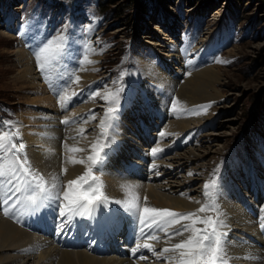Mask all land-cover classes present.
I'll use <instances>...</instances> for the list:
<instances>
[{"label":"rangeland","instance_id":"obj_1","mask_svg":"<svg viewBox=\"0 0 264 264\" xmlns=\"http://www.w3.org/2000/svg\"><path fill=\"white\" fill-rule=\"evenodd\" d=\"M14 18L21 19L20 25ZM154 26L161 32H156ZM21 31H25L24 34ZM61 34L67 39L59 59L41 71L35 53ZM29 37L34 42L28 40ZM20 43H24L25 53L35 67L40 88L32 84L20 86L14 79V69H19L16 49ZM203 67L215 70L218 79L213 83L214 91L209 90V96L202 97L204 100L199 98L198 102L194 100L192 104L180 93L184 91V83ZM83 73L89 78L86 76L82 82ZM119 88H123L119 94L121 107L112 135L117 147L107 150L103 163L96 166L91 162L83 163V168L91 167L92 175L102 182L108 202L110 195L105 191L104 174L117 172L118 177L127 181L130 178L131 182L141 185L163 187L168 182L165 173L179 164L177 171H172L176 179H170L173 183L171 191L176 192L180 189L179 184L186 181L189 185L186 184L179 195L199 203L198 207L204 203L218 208L219 218L223 221L220 231L224 233V245L227 243L225 238H233L232 233H239L236 229L230 230L229 234L225 230V224L233 215L228 209L237 208L241 215L238 220L244 218L246 227L254 229L249 232L258 234L264 249V228L261 227L264 224V0H0V134L18 131L19 136H13L18 146L24 144L23 129L39 137L35 128L43 123H53L50 134H56L58 147L49 150V156L56 162L69 156L64 146L66 141L77 137L78 133L71 132L73 126H84V133L92 132L94 137L84 149L89 157L94 154L92 145L103 144L106 140L101 136L100 122L105 119L106 109L115 107L110 94H115ZM106 96L109 99H105ZM188 102L190 106H187ZM198 106L208 107L202 111ZM37 110L40 112L34 118ZM27 113H33L29 114L30 123ZM6 121L11 123L5 125ZM184 122L186 126L182 128ZM138 144L141 145L137 147ZM153 149L160 151L153 154ZM0 155V163L6 164L8 171L11 153L5 156L0 152ZM25 155L30 167L35 168L34 172L43 176L52 197L57 192L62 195L67 185L62 171L49 178L53 166L46 162V157L44 160L37 154L34 157L29 146H25L20 158ZM36 163L45 169L38 170ZM84 169L79 176L86 171ZM214 178L216 186L209 189V196H205V184H210ZM165 189L170 188L167 185ZM36 194L28 189L12 198L18 201L20 208L15 217L18 216L19 221H22L20 216L30 221L33 213V234L39 238L43 236L56 247L63 243L62 246L69 250L87 249L100 256L97 247L103 248V241L108 237L107 227L116 225L122 230L137 219L124 211L119 222L114 214L119 205L109 202V209L117 221H111L99 211V219L106 226L104 230L98 228L92 218L100 207L108 210L107 202L94 208L91 215L75 217L73 223L61 231L58 227L61 218L54 199L45 201L46 206L40 213L33 212L27 204L26 197ZM140 196V204L138 198L136 201L139 207L147 201L145 194ZM3 197L0 194V201ZM233 201L236 207L231 204ZM216 215V210L209 208L200 216ZM179 219L177 217V222L172 223L169 218L163 225L167 231L159 227L145 228L146 233L152 232L159 239L141 236V225L129 238L123 239V242L129 239L126 248L129 253H125V257L135 264L139 256L143 260L141 264H166V253L161 256L160 252L169 247L165 240L168 234L192 224V220H187L178 225ZM117 223H121L120 227ZM196 227L203 228L204 225L197 224ZM245 234L243 232L241 236L246 239ZM137 243L141 247L133 253ZM144 243L151 245L152 250L143 247ZM33 251L31 263L44 264L42 249ZM230 252L226 251L228 262L237 263L234 259L237 254Z\"/></svg>","mask_w":264,"mask_h":264},{"label":"bare ground","instance_id":"obj_2","mask_svg":"<svg viewBox=\"0 0 264 264\" xmlns=\"http://www.w3.org/2000/svg\"><path fill=\"white\" fill-rule=\"evenodd\" d=\"M153 29L156 32H161V29L158 28L157 26H154ZM4 37H7V36L4 35ZM56 38L57 37H55L54 40ZM29 39L32 40L33 38L32 37L31 38L29 37L28 40ZM24 43L18 44L17 49H16L17 61H18L17 63L19 65V69L17 67L14 69V79L18 82L17 84H19L20 86H25L27 84H28L27 86H30L32 84L33 86H37L38 85L37 87L40 88V86H39V84H40L39 83V78L36 75V72H34V68L35 67L32 66L33 64H32V61L29 59L30 58L29 55L27 53H25V51H27V50L25 49ZM31 44H33V43L31 42ZM194 74L195 75H193L192 78H189L184 83L185 84L184 87H183V90L184 91H182L180 93L185 98V101L188 100L192 104H193V101L194 100H196L198 102L199 101V98L207 97V95L209 96L210 93H211V92L209 93V90H213L214 91L213 83L218 79V73L215 70H213L211 67L210 68H208V67L207 68H204L203 67L202 69H198V70H196L194 72ZM86 76H87V74H84L83 73L82 76H81V78H80V81L82 80V82H83V79L86 78ZM87 77L89 78V75ZM28 80H29V83L26 82ZM162 84H164V83H162ZM35 89H37V88H35ZM189 102H188V105L187 106H190L189 105ZM38 112H40V110H37L36 112H34V114L36 113L34 115V118H37L38 117ZM43 112L44 111H42V113ZM29 114H32L33 115V113H29ZM29 114L27 115L28 116V118H27V122L28 123H30V120L32 119V118L29 117L30 116ZM47 118H48V115H47ZM52 124L50 125V124L43 123L42 125L40 124V127H37V129L35 128V130L38 131L39 137H37L35 134L33 135L32 131L30 132L28 129H27L28 131L25 130V129H23L22 132H21L22 133V136L24 137L23 138V140H24L23 142H24V145L25 146H27V147L29 146L30 147V151L32 152V154H34L33 155L34 157H37V156H35L36 154L38 156H40L39 157L40 160L43 159L44 157H46L45 158L46 159V162L49 163V165L53 166V171L50 172L51 174L49 175V178H52L54 175L55 176L59 175L61 173V171H62L63 177L65 179L64 181L66 183H68L69 181H71V180L75 179L76 177H78L79 174L81 173V171L84 169L83 168V163H76V162H73V161H81L82 160V161H85V162H90L87 159L88 157H86L87 154H86V151L84 149L85 148L87 149V145L88 144L90 145V143L93 142L94 137H92V135H91L92 132L90 134L84 133V126H79V125L78 126H73L71 132L74 133V134L75 133H78V134H76L77 137L75 139H73V140L66 141L65 146H64L65 151H67V153L69 155L68 156L69 158L68 157H64L63 160L60 161V159H58V161L55 162L49 156V154H50L49 150L52 151V149H54V147H58V144H57V141H56L57 138L55 137L56 134L55 135L50 134V127L52 126ZM38 125H39V122H38ZM180 126H181V124H180ZM184 126H186L185 125V122H184V124H182V128H185ZM148 133H149V131H148ZM79 134H81V135L79 136ZM120 134L121 133L117 132V135L118 136H121ZM117 144H118L117 142H114L113 145H112V148H116L117 147ZM140 145L141 144H138L137 147H139ZM70 149H81V151H71ZM176 156H178V155H176ZM169 157H171V156H169ZM133 160H134L133 162H135L134 164H136L135 158ZM131 161H132V159H131ZM157 161H158V159H157ZM155 163L156 162H154V164ZM180 163H181V161H180ZM0 164H2V163H0ZM7 166H8V164H7ZM36 166H37V168L39 166V169L38 170L45 169L44 168L45 166H43L42 164L36 163ZM88 166H90V165H88ZM127 166H129V165H127ZM179 167H180V165L178 164L177 166L174 167L175 169L173 168L172 170H168L165 173L164 178L165 179L168 178V182H167L168 184L165 183V185L163 187L157 186V185L148 186V185H145V183H144V185L143 184L141 185V184L135 183V181L134 182H131L129 180L127 181L126 179H124L122 177H118L119 174H117V172L116 173H113V174H109V173L104 174L106 176V178H105V180H106L105 191L110 195L109 202H111L112 204H114L115 201H121L122 202L121 204H117L116 203L119 206H118V209H116L115 212H114V214L118 218V221L121 222L120 219H122L121 218L122 217V214L125 211L124 210V204H123V202L130 201L132 199V194H134L138 198V203L140 202V198H139V197H141L140 194L143 193V194L146 195L147 201L145 202V204H142L141 205L143 207H141V206L139 207L141 210H142V208H145V207H147V208H153L154 207V208H158V209H168L170 211L177 212V213H185V212L188 213V212H195L197 209L201 208V207H198L199 206V203L194 202V201H189L188 199H186V198H184V197H182L181 195L178 194V192L180 190H182L184 188V186L188 182L185 183L186 182L185 181L184 184H182V185L179 184L178 188H180V189L177 190L176 192L175 191H171L172 190L171 188L173 187V183H170V182H172V181H170V179H174V180L176 179L175 178V174H173L172 171L173 170H176L177 171V169ZM31 169L33 171H35L34 170L35 169L34 167H32ZM55 169H56V171H55ZM46 171L48 172L49 169L47 168ZM171 174H173V175H171ZM133 179H135V178H133ZM164 181H167V180H164ZM157 183H159V182H157ZM162 183H164V182H162ZM167 185L169 186L170 189H165V186H167ZM188 185L189 184H187V186ZM129 189L131 190V194L129 192ZM169 190H170V192H172L171 194H168ZM188 191H189V188H188ZM16 197L17 196L15 194L13 196V198L15 199ZM14 199H12L10 201V205H15L14 208L13 207H9V213H11V214L5 215L4 214V210H3L4 207H5V205L4 204L3 205H0V264H33V263H31V261H32V255L34 254V251L33 250L34 249H36V250L39 249L40 250V248L43 251V252H41L42 253V259L41 260H42V262L44 264H135V263L132 262L133 260H131L128 257H125L126 254L129 253L128 250H126V248L121 249V251H120V252H122L123 255H116V254L100 255L99 254L100 256H98V255L93 254L89 249L88 250L90 252H87V249L86 250L85 249H76V247H75L76 250H69L67 247H63L62 246L63 243H62V245L60 247L59 246L56 247V245H54V244L51 245L50 242H48L47 240H45L43 236L42 237L40 236L41 238H39V235H34L33 234V231H32L33 225H31L30 223L25 224L23 222H18V221L15 220V216L17 214L16 211H18V209H20V208L18 207L19 206L18 205V201L15 200V201H17V202H15ZM136 201H137V199H136ZM109 202H108V210L107 211H105V208H102L104 206L100 207L99 211L102 212V215H107L108 218L111 221H117L116 217L112 214L113 213L112 210L109 209V205H110ZM231 204H233V206L236 207L235 206L236 203L234 201ZM203 205H204V203H203ZM50 210H52V209H50ZM258 210H259V208H258ZM263 210H261V211H263ZM228 212L231 213V214H233V215H231L230 221L228 223L226 222L227 224H225V230L228 231V234H229V231L230 230H235V229L238 230L239 233H232L231 235L233 236V238H230V239L229 238H225L224 239V242H227V243H225L224 246L227 247V250L228 251H231L232 253L234 252L238 256L241 255L240 258L237 255L235 256L234 259H236L238 261L237 263L236 262L233 263V261H231V262H228V264H264V249H263V246H261V244L259 243V237H257L258 234L256 235L255 233H250V232L254 231V229L251 228V227H246V225L244 223V221H245L244 218L241 217L238 220L237 217L238 216H241V215L238 214L237 208L228 209ZM202 213L203 212L199 213V216ZM96 215H99L97 211H95L94 217L93 218L91 217V218L94 219V221L96 222L97 225H99L100 222H99V220H98V218H97ZM130 216H129V218H130ZM124 217H125V215H124ZM262 217H263V215H262ZM91 218H90V220H91ZM108 218H106V219H108ZM52 219H53V217H52ZM158 219H160V218H158ZM179 220L180 221H179L178 225H182V224L186 223L188 219H185V220L179 219ZM239 221H243V222H239ZM247 222H249V221H247ZM109 223H110V221H109ZM43 224L44 223H42V225ZM117 224H118V226L121 225V223H117ZM239 224H242V226H240ZM35 225H36V223H35ZM102 225H104V223H102ZM45 226H46V224H45ZM93 228L95 229V226ZM113 228H114L115 231H117L119 229L116 225ZM37 229H38V227H37ZM101 229H103V227ZM180 229H181V227H180ZM256 230H258V229H256ZM260 230H261V228H260ZM100 232H101V230H100ZM243 232H246V234H245L246 235V239L241 236L243 234ZM189 233H190V231H186V232H184V234L182 236L172 237L171 239L167 238L165 240H167V242L169 243V247H171V245H173L175 243H178L181 240H183L184 238H186L189 235ZM46 234H48V232ZM78 234H79V232H78ZM77 236H75V238L78 239ZM81 236H83V235H81ZM94 236H96V235H94ZM88 237H87V239H88ZM89 239H90V237H89ZM88 240H87V242H88ZM125 242H123V243H125ZM254 242H257V243L254 244ZM75 243H73V244H75ZM152 245H154V244H152ZM247 248H249V250L251 249L252 252H250ZM256 251H259V252H256ZM135 253H137V252H135ZM234 253H233V255H234ZM230 255H232V254H230ZM168 257H171L172 259H169ZM140 258H141V256H139L138 259L135 260L136 263L138 262L137 264H141L142 263L141 261H143V260L140 259ZM178 259H179L178 252L177 253H175V252H169V253H166L165 263L166 264H176V262L178 261Z\"/></svg>","mask_w":264,"mask_h":264},{"label":"snow or ice","instance_id":"obj_3","mask_svg":"<svg viewBox=\"0 0 264 264\" xmlns=\"http://www.w3.org/2000/svg\"><path fill=\"white\" fill-rule=\"evenodd\" d=\"M66 36L59 35L55 40H49L43 47L36 52V59L38 67L41 71H44L47 66H50L54 60L59 59L64 44L66 43ZM92 63L93 61H88ZM77 81L79 77L76 78ZM123 92V88H119L113 96L112 103L115 107H108L105 112V119L100 122L101 136L106 138L103 144H93V155H90L87 159L93 166L103 163L104 157L108 154V149L112 147V135L115 133V121L118 119V113L120 110V96ZM109 99V97H105ZM210 106V105H209ZM208 106H198L201 110H206ZM175 109V104H173ZM11 122H4L5 125H9ZM67 123V121H65ZM13 136H19V132H4L0 134V152H3L5 156L11 153L12 161L8 165L9 170H5V165L0 164V194L4 196V199L0 201L5 205L4 214H9V207H15L10 205L15 194H18L24 190L30 189L37 193L36 195H29L26 197L27 204L31 206L33 212H39L41 208L45 207V201L54 199L56 202V211L61 218V223L58 225L61 231L65 230L68 225H71L74 218L77 216H84L85 214L91 215L94 208L108 202V197L104 195L102 188V182L98 177L92 175V168L86 169V171L69 181L66 185V190L62 195L57 192L55 197H52L49 189L45 187L43 176L34 172L27 160L26 155L23 159L20 158V154L23 153L25 145L23 143H17L13 141ZM71 151H81V149H70ZM160 149H153L155 154ZM76 163H84V161H73ZM66 171V170H65ZM23 185L24 187H22ZM215 178L210 184H205V196H209V189L215 188ZM55 188V185H53ZM6 189V191H5ZM131 194V190L129 189ZM137 197L132 194L130 201L123 202L124 210L130 215L139 219V222L143 227L140 228V235L149 239H159L152 232H145V228L159 227L161 230L167 231L163 227L168 223L169 218L172 223H176V218L179 217L182 220H192L191 225H184L178 231L169 233L168 238L171 239L174 236H182L184 232L190 231L186 239L181 240L178 243L173 244L171 247L164 248L160 255L165 253L178 252L179 259L176 264H228V257L223 243L224 233L220 231L223 227V221L220 220V213L218 208L213 205L205 204L195 212L189 213H177L168 209H156V208H143L141 210L136 203ZM117 204H121V201H115ZM212 208L216 210L217 215L215 217H201L199 213L204 212ZM152 213V216L148 214ZM157 218H160L157 220ZM152 223L149 224L148 221ZM197 224H203V228L196 227ZM105 225H101L104 227ZM264 227V224L261 225ZM149 250H152V246L148 243L142 245ZM141 245L137 243L136 247L132 249L135 253ZM172 259L171 257H168Z\"/></svg>","mask_w":264,"mask_h":264}]
</instances>
